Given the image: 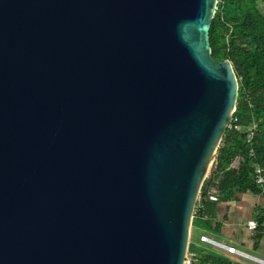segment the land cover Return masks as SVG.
Here are the masks:
<instances>
[{"label":"water","instance_id":"water-1","mask_svg":"<svg viewBox=\"0 0 264 264\" xmlns=\"http://www.w3.org/2000/svg\"><path fill=\"white\" fill-rule=\"evenodd\" d=\"M217 0H0V264H182L236 109Z\"/></svg>","mask_w":264,"mask_h":264},{"label":"trees","instance_id":"trees-1","mask_svg":"<svg viewBox=\"0 0 264 264\" xmlns=\"http://www.w3.org/2000/svg\"><path fill=\"white\" fill-rule=\"evenodd\" d=\"M264 2V0H262ZM257 0H217L209 28L211 55L218 60L228 59L235 72L238 91L236 125L249 130L226 129L217 148V169L202 182L199 194L209 186H216L217 199L234 196L235 192L264 193V180L258 185L253 178V164L261 168L264 179V14ZM236 157L241 161L231 167ZM258 223L264 221V208H259ZM211 211L201 210L192 217L190 236L194 228L209 227L207 216ZM188 250H193L191 237ZM220 261L216 260L215 264Z\"/></svg>","mask_w":264,"mask_h":264},{"label":"crops","instance_id":"crops-1","mask_svg":"<svg viewBox=\"0 0 264 264\" xmlns=\"http://www.w3.org/2000/svg\"><path fill=\"white\" fill-rule=\"evenodd\" d=\"M240 161L241 158L236 157L231 167L237 168ZM217 192L216 186H209L196 200L197 213L201 210L212 212L207 216L209 227L194 228L190 236L193 250L199 255V264H215L216 260L219 264H264V221L258 223L256 220L258 209L264 208V193L235 192L233 197L219 200ZM208 193L216 198H208ZM249 220L256 222L252 230L246 226ZM202 234L236 251L201 242L199 236Z\"/></svg>","mask_w":264,"mask_h":264},{"label":"built area","instance_id":"built-area-1","mask_svg":"<svg viewBox=\"0 0 264 264\" xmlns=\"http://www.w3.org/2000/svg\"><path fill=\"white\" fill-rule=\"evenodd\" d=\"M236 122H237V117L236 116H231L228 124H227V127L226 129H231V128H234L236 130H242V131H245V130H249V135H248V138L247 140H250L251 138V135H252V131H250L251 129L250 128H244V127H240L238 125H236ZM253 178L255 180V182L258 184V185H261L263 183V175L261 173V168L257 165V164H253ZM199 196V193L197 195V198ZM208 198L210 199H215L216 196L213 194V193H208ZM197 212V207H196V203H195V207H194V212H193V215H195V213ZM247 228L252 230L256 227V222L254 220H249L247 222ZM199 241L201 242H205V243H208V244H211V245H214V246H218V247H222V248H226L227 250L233 252V251H236L235 248L231 247V246H226L216 240H213L212 238H209L207 235H200L199 236ZM262 262V261H261ZM264 263V262H263ZM182 264H199V255L196 251L194 250H188V247L186 249V253H185V257H184V260H183V263Z\"/></svg>","mask_w":264,"mask_h":264},{"label":"rangeland","instance_id":"rangeland-1","mask_svg":"<svg viewBox=\"0 0 264 264\" xmlns=\"http://www.w3.org/2000/svg\"><path fill=\"white\" fill-rule=\"evenodd\" d=\"M256 5H257L258 10H259L261 13L264 14V2H263L262 0H257ZM209 174H210V173H207V176H208ZM207 176H206V177H207ZM206 177H205V178H206ZM189 238H190V235H189Z\"/></svg>","mask_w":264,"mask_h":264}]
</instances>
